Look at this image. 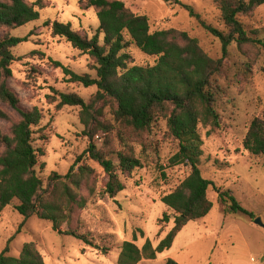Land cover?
I'll use <instances>...</instances> for the list:
<instances>
[{
	"label": "rangeland",
	"instance_id": "obj_1",
	"mask_svg": "<svg viewBox=\"0 0 264 264\" xmlns=\"http://www.w3.org/2000/svg\"><path fill=\"white\" fill-rule=\"evenodd\" d=\"M35 2L37 0H27ZM44 8H38L40 18L9 31L27 40L12 49L16 60L12 64L13 75L9 86L20 97L21 107L42 109L44 119L35 127L36 147L45 149L40 157L46 165L38 168L39 175L47 183L53 172L65 175L70 167L86 164L91 169L87 182L79 188L84 204L74 214L71 225L94 238L99 248L86 245L71 235L53 230L49 221L32 216L24 219L15 209L14 200L0 214V254L18 256L24 243L35 241L45 256L47 264H119L118 257L125 241H133L142 247L147 239L157 245L172 228L173 213L161 198L171 192L189 173L190 165L172 163L171 158L179 150V142L168 131L167 121L157 118L149 134L132 141L135 155L142 167L119 176L125 189L115 197L104 195L108 176L103 168L86 153L88 137L82 131L79 119L80 107L64 106L57 110L47 95L55 97L60 92H76L88 100L96 86L85 87L69 81L61 68L53 61H60L73 71L96 76L88 54L75 49L69 42L54 36L47 20L71 23L82 35L92 37L99 20L93 8L82 9L79 0H43ZM135 13L147 14L151 29L177 28L197 37L201 46L213 58H224V67L215 78L226 94L221 97L217 110L221 126L211 129L199 126L203 139V155L200 167L204 176L214 182L208 196L214 206L202 219L190 221L178 234L171 248L158 254L156 259L143 260L139 264H167L172 258L179 264H264V168L263 160L245 150L243 140L253 118L264 109V46H247L240 49L236 42L228 46L224 55L219 38L208 32L199 21L192 18L180 4L165 0H124ZM192 5L203 19L215 27L224 29L219 16L220 9L214 0H180ZM248 34L253 39L264 40V4L242 17ZM5 31L0 30V35ZM103 39L101 36L100 40ZM137 64H153L154 57L143 53L136 46L130 49ZM0 109L9 116L0 117V129L8 133L13 121L20 119L19 112L0 101ZM111 115L107 114V118ZM115 130L118 125L115 123ZM46 136L44 142L38 137ZM107 137L99 133L94 141L101 147ZM118 142V141H117ZM116 142V144H117ZM3 147L0 144V152ZM116 159L115 155H111ZM217 187L231 189L241 204L255 215L226 214ZM164 213L170 221L161 220ZM260 218L262 224L255 223ZM160 226L163 232L158 235ZM63 229H67L64 224Z\"/></svg>",
	"mask_w": 264,
	"mask_h": 264
},
{
	"label": "trees",
	"instance_id": "obj_2",
	"mask_svg": "<svg viewBox=\"0 0 264 264\" xmlns=\"http://www.w3.org/2000/svg\"><path fill=\"white\" fill-rule=\"evenodd\" d=\"M182 5L192 18L214 36L220 39L224 55L228 46L236 42L240 49L247 46H264V40L249 36L242 17L249 15L264 0H214L220 9V22L224 29L209 24L196 9L180 0H165ZM82 9L93 8L99 20L97 32L88 37L74 29L71 23L47 20L52 34L64 38L75 49L88 54L96 76L77 73L60 61H53L61 68L69 81L85 87L96 86L97 91L85 100L76 92H60L54 89L55 97L47 95L50 104L57 110L64 106L80 107L79 119L88 137L86 153L97 162L108 176L103 188L104 195L115 197L125 189L119 176L131 173L143 163L134 153L132 141L149 134L157 118L167 121L169 134L179 142L178 152L171 158L172 163L190 165V173L161 200L173 213L172 228L154 245L147 239L142 247L135 240L125 241L118 257L119 264H139L143 260L156 259L158 254L171 248L178 234L192 220L207 216L214 203L208 190L214 182L206 178L200 167L203 155V139L199 126L212 130L221 126L217 105L226 92L215 78L224 67V58H213L201 46L197 37L177 28L152 30L147 14L135 13L124 0H79ZM43 0H0V101L16 109L20 119L13 121L8 133L0 129V214L16 199L14 205L28 219L37 216L49 221L53 230L71 235L86 245L105 251L95 244L94 238L78 227L71 225L78 208L83 207L79 188L87 182L92 169L86 165L75 167L76 161L67 174L53 171L44 179L38 168L43 169L45 156L43 147H36L34 130L44 119L42 109L21 107V100L8 79L12 77V64L16 56L12 49L27 40V37L12 35L9 31L40 18L38 8H44ZM101 36L103 39L100 40ZM136 46L143 53L154 57L153 64H137L130 51ZM107 114L111 117L107 118ZM0 117L8 119L0 109ZM115 123L118 130H115ZM99 133L107 137L101 147L94 138ZM44 142L46 136L38 137ZM118 141V142H117ZM117 142V144H116ZM245 150L253 157L263 160L264 168V109L250 123L243 140ZM111 155H115L113 159ZM220 201L226 214L255 215L245 208L231 189L217 187ZM164 213L161 220L170 221ZM67 224V229H63ZM160 226L158 235L163 232ZM8 248L0 254V264H47L45 256L35 241L24 243L18 256L7 254ZM167 264H179L169 258Z\"/></svg>",
	"mask_w": 264,
	"mask_h": 264
},
{
	"label": "water",
	"instance_id": "obj_3",
	"mask_svg": "<svg viewBox=\"0 0 264 264\" xmlns=\"http://www.w3.org/2000/svg\"><path fill=\"white\" fill-rule=\"evenodd\" d=\"M254 221H255V223L262 224V222H261V219H260V218H255V219H254Z\"/></svg>",
	"mask_w": 264,
	"mask_h": 264
}]
</instances>
